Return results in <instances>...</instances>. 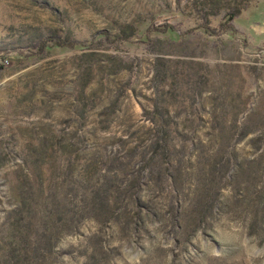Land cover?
I'll return each mask as SVG.
<instances>
[{
    "label": "rangeland",
    "instance_id": "rangeland-1",
    "mask_svg": "<svg viewBox=\"0 0 264 264\" xmlns=\"http://www.w3.org/2000/svg\"><path fill=\"white\" fill-rule=\"evenodd\" d=\"M0 264H264V0H0Z\"/></svg>",
    "mask_w": 264,
    "mask_h": 264
},
{
    "label": "trees",
    "instance_id": "trees-1",
    "mask_svg": "<svg viewBox=\"0 0 264 264\" xmlns=\"http://www.w3.org/2000/svg\"><path fill=\"white\" fill-rule=\"evenodd\" d=\"M54 40H41V41H39L38 44H39L40 47H45V45H47L46 41L47 42L50 41V42H53L54 45H58L59 46L60 43L58 42V40L57 41H54Z\"/></svg>",
    "mask_w": 264,
    "mask_h": 264
}]
</instances>
